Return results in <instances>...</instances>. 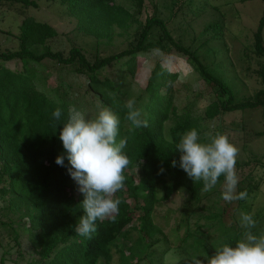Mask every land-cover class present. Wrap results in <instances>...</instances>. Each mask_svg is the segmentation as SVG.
Masks as SVG:
<instances>
[{"label":"trees","instance_id":"trees-1","mask_svg":"<svg viewBox=\"0 0 264 264\" xmlns=\"http://www.w3.org/2000/svg\"><path fill=\"white\" fill-rule=\"evenodd\" d=\"M48 1L59 3L64 16L74 19V38L89 40L76 44L67 38V51L53 49L51 43L66 34L23 11L36 8L34 0H0V234L4 237L6 232L7 240L15 241L19 258L23 254L19 239L24 235L32 256L26 264H112L115 255L117 264H156L153 254L162 246V255L172 249L191 250L205 256L207 264L221 242L235 246L240 238V211L251 213L257 220L254 233L263 232L264 150L257 156L247 145L252 139L264 137V128L249 130L246 121L250 114L246 111L260 112L263 123L264 0L253 43L259 63L255 73L262 88L243 100H238L230 86L202 62V47L219 31L208 41L188 40L189 35L174 30L173 18L179 10L163 19L152 0H130L126 7L115 0ZM9 12L24 16L16 33L1 27L6 17H11ZM116 37L122 38V48L114 43ZM165 53L184 58L209 87L210 102L201 110V94L193 95L189 84L182 87L191 94L185 96L183 106L177 103L178 75L158 60L140 84L134 83L146 61ZM45 60L71 67L86 79L85 92L93 98L88 104L95 108L93 113L80 106L85 95L70 98L44 65ZM9 62L15 68L8 67ZM130 97H135L143 110L149 121L147 128L128 130L121 107ZM99 105L111 108L120 117L118 140L128 137L125 151L130 164L125 170L126 186L116 194L122 201L118 215L114 221H97L98 231L88 240L74 231L83 211V196L66 168L55 163L64 150L59 140L62 125L54 128L51 113L59 107L62 119H66L69 107L74 106L94 116ZM214 121L218 123L212 128ZM192 128L197 129L201 142L223 133L236 147L239 144L237 191L247 190L249 200L226 203L221 199L223 176L215 188L204 192L202 182L194 183L179 168L180 153L175 147L178 134ZM173 160L176 167L171 166ZM134 168L136 174H131ZM175 196L182 201L175 209L165 210L164 222H158V209ZM212 197V204L202 205ZM204 211L206 215L201 213ZM167 221L172 222L168 231L164 229ZM3 263L4 257L0 261Z\"/></svg>","mask_w":264,"mask_h":264},{"label":"rangeland","instance_id":"rangeland-1","mask_svg":"<svg viewBox=\"0 0 264 264\" xmlns=\"http://www.w3.org/2000/svg\"><path fill=\"white\" fill-rule=\"evenodd\" d=\"M37 7H29L23 9L29 16L35 17L37 20L49 22L53 25L59 33H65L62 37L56 39L51 45L53 49H64L67 51L70 48V43L66 40L72 38L76 44H81L82 41L89 39L74 38L75 21L72 18L64 16V8L57 2L48 0H34ZM126 7L130 0H115ZM158 7V12L161 18L168 19L173 10L178 14L174 16L175 31H179L181 35H189L188 40L195 39L196 43L208 41L209 37L217 33V37L210 39L201 50V59L203 64L217 77L226 82L233 94L238 100L253 97V95L262 88L260 79L256 75L259 68V63L253 53L254 33L257 29L258 23L263 13L262 0H152ZM128 3V4H127ZM152 12V4H149ZM134 7L132 9L134 10ZM8 8L6 5L3 9ZM133 12V11H132ZM137 12V11H135ZM11 17H6V22L1 24L2 29L12 33L17 32V25L24 17L19 13H12ZM141 19L143 16L141 14ZM224 26L223 30L220 29ZM219 29V30H218ZM177 35V34H176ZM264 38V28L262 31ZM122 38L116 37L115 44L122 48ZM83 46V44H82ZM155 60H158L170 72L176 73L178 79L175 87L179 90L177 94V103L183 106L185 96L191 93L201 94L199 109L201 110L210 102V89L199 77L194 68L186 62L182 57L176 54H159L150 60L146 61L134 83L140 84L144 80L146 71L151 67ZM44 65L51 72L58 83H62V87L69 93L70 98L75 99L85 95L82 104L80 105L85 110L93 113L95 108L88 105L93 98L90 94H86V79L82 76L76 75L71 67H61L54 62L45 60ZM12 69L15 64L9 62L6 64ZM139 81V82H138ZM189 84L191 86V93L185 90L182 86ZM49 89V86L48 88ZM89 106V107H88ZM250 114V120H247L246 126L249 130H262L264 128V121L261 124L260 112L246 111ZM228 119H232L229 117ZM217 122H213L212 128L216 126ZM231 134V133H230ZM239 144H237L238 149ZM247 149L255 155H261L264 150V137L252 139L247 145ZM245 155H249L247 152ZM131 174H136V169L131 170ZM215 197L209 200H204L202 205L207 206ZM182 201L178 196H175L172 201H169L166 206L158 209L159 215L157 221H163L164 211L168 209H175V207ZM206 215V211L201 212ZM164 222V221H163ZM131 223V225H134ZM130 226V223L128 224ZM172 226L171 221H167L166 231ZM127 227V226H125ZM3 231V229H2ZM207 231V230H206ZM208 232V231H207ZM264 232V231H263ZM4 233V237L0 234V261L4 257L3 264H26L31 259V248L27 236L22 235L19 239L20 250L23 253L22 258H19L18 247L15 241L9 238L8 234ZM164 247L156 248L153 254L156 264H187L188 261L196 264V260H200L201 264L206 263V257L193 253L191 250L172 249L165 255H162ZM5 250L7 252H5ZM4 254V256H3ZM156 256V257H155ZM162 256V258L160 257ZM160 258L161 260H156ZM117 255L114 256L112 264H117ZM147 264V262H143Z\"/></svg>","mask_w":264,"mask_h":264},{"label":"clouds","instance_id":"clouds-1","mask_svg":"<svg viewBox=\"0 0 264 264\" xmlns=\"http://www.w3.org/2000/svg\"><path fill=\"white\" fill-rule=\"evenodd\" d=\"M110 95L115 100L114 95ZM121 110L125 111L124 119L129 123L130 132L149 126L135 97L124 101ZM63 115L59 107L51 113L54 128L62 125L59 140L64 151L57 155L55 163L66 168L83 196L80 203L83 211L74 231L91 240L98 231L97 221H114L119 213L122 201L116 194L126 186L125 170L130 164L125 151L128 137L118 140L121 120L109 107L99 105L96 114L88 116L71 106L66 119H62ZM178 135L175 147L180 153L179 168L194 183L202 182V191H211L223 176L222 200L231 203L250 199L247 190L237 191L239 176L235 165L239 149L226 134L217 133L207 142H201L195 128ZM171 166L176 167L177 161L173 160ZM238 215L241 232L235 246L221 242L207 258V264H264V232L254 233L257 220L251 213L240 211ZM196 264L201 261L196 260Z\"/></svg>","mask_w":264,"mask_h":264}]
</instances>
